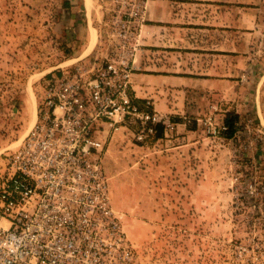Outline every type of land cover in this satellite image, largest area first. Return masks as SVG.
<instances>
[{
	"label": "rangeland",
	"instance_id": "374dc122",
	"mask_svg": "<svg viewBox=\"0 0 264 264\" xmlns=\"http://www.w3.org/2000/svg\"><path fill=\"white\" fill-rule=\"evenodd\" d=\"M61 1L0 0V169L43 80L113 51L111 0ZM249 32L226 85L164 92L161 137L137 140L146 125L132 119L108 133L101 164L137 264H264V18ZM226 111L238 114L229 139Z\"/></svg>",
	"mask_w": 264,
	"mask_h": 264
},
{
	"label": "built area",
	"instance_id": "2783aa9c",
	"mask_svg": "<svg viewBox=\"0 0 264 264\" xmlns=\"http://www.w3.org/2000/svg\"><path fill=\"white\" fill-rule=\"evenodd\" d=\"M113 51L43 80L35 120L0 169V264H137L101 161L109 131L163 123L130 94L145 0H111ZM147 104V102H146Z\"/></svg>",
	"mask_w": 264,
	"mask_h": 264
},
{
	"label": "crops",
	"instance_id": "0c3cea01",
	"mask_svg": "<svg viewBox=\"0 0 264 264\" xmlns=\"http://www.w3.org/2000/svg\"><path fill=\"white\" fill-rule=\"evenodd\" d=\"M262 18L264 0H145L131 96L150 99L162 115L164 92L226 85L233 61L243 59L250 25Z\"/></svg>",
	"mask_w": 264,
	"mask_h": 264
},
{
	"label": "trees",
	"instance_id": "16d2710c",
	"mask_svg": "<svg viewBox=\"0 0 264 264\" xmlns=\"http://www.w3.org/2000/svg\"><path fill=\"white\" fill-rule=\"evenodd\" d=\"M70 1L69 0H62L61 1V5L67 9V7L69 6ZM222 126H223V130L221 131V135L226 138H232L236 132V127H237V123H238V114L233 112V111H226L225 114L222 117L221 120ZM159 124H155V128L154 129V133H153V138L157 139L159 137H161L162 132H161V127H159Z\"/></svg>",
	"mask_w": 264,
	"mask_h": 264
}]
</instances>
